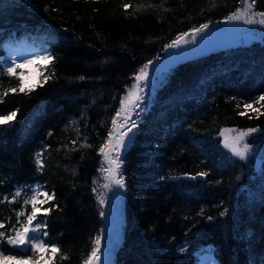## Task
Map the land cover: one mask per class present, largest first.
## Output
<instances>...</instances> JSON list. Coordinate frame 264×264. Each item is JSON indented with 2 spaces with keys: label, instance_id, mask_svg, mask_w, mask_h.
Returning a JSON list of instances; mask_svg holds the SVG:
<instances>
[{
  "label": "trees",
  "instance_id": "obj_1",
  "mask_svg": "<svg viewBox=\"0 0 264 264\" xmlns=\"http://www.w3.org/2000/svg\"><path fill=\"white\" fill-rule=\"evenodd\" d=\"M252 3L0 0V68L11 58L9 48L24 41L55 58L40 63L39 80L27 94L3 95L23 80L18 68L19 79L0 74V117L16 112L0 124V231L7 236L14 227L22 230L26 220H17V213L31 212L24 193L39 184L54 194L38 215L46 226L41 232H47L41 238L59 250L34 255L27 246L5 242L0 252L32 255L35 264H83L104 223L96 187L99 148L139 70L183 33L189 39L193 29L232 13L245 12L256 21V32L264 29L258 22L264 0L249 9ZM152 71L155 88L135 101L142 109L124 120L126 130L133 121L136 127L118 152L125 187L113 264H199L202 249L212 253L214 264H264V41ZM225 128L257 129L245 137V159L224 144ZM17 188L24 191L9 203Z\"/></svg>",
  "mask_w": 264,
  "mask_h": 264
},
{
  "label": "snow or ice",
  "instance_id": "obj_2",
  "mask_svg": "<svg viewBox=\"0 0 264 264\" xmlns=\"http://www.w3.org/2000/svg\"><path fill=\"white\" fill-rule=\"evenodd\" d=\"M254 6V0L253 3L248 6L249 9L253 8ZM123 7L127 9L129 7L128 4H124ZM258 15L261 17V19L258 21L261 25H264V12L258 13ZM228 20H239L241 19V16L233 13L230 16L226 17ZM251 18H246V23L252 24L255 23ZM208 28V24H202L199 28H195L192 30L193 37H195L196 34H199L203 32L205 29ZM188 33H183L181 36L177 37L176 40L172 41L171 44L168 45L169 48L171 47H178L181 43H188L187 40L183 39L184 36H187ZM9 51L12 55L16 56V59L9 58L6 63V68H0V74L7 73L9 77H16L19 79L20 73H17V68H22L23 64H31L34 63L37 60L47 61L48 64H51L52 61L55 59L50 50L41 48L37 52L30 53L26 57H20L14 48L10 47ZM22 60V63H19L18 61ZM152 62L149 61L147 64H145L140 70L139 73L136 75L135 79L137 82L145 80L148 76L147 71H145L149 64ZM47 79V77H45ZM80 79H84V77H80ZM36 87L35 84L28 86L25 88L24 81H19V87L18 88H9L6 89L3 93V95H8L9 92L16 93L19 91L20 93L27 94L28 92H31ZM135 88L136 85H133ZM138 92V89H137ZM132 95L131 93L129 94ZM143 100V97L136 94L134 96V99L131 100L132 103H135V101ZM260 101H264V95L259 97ZM121 109L124 108L125 100L121 99ZM245 108H251L252 106L250 104L244 105ZM120 116V111L118 110L116 112V116L112 120V124H117V119ZM16 117V112L13 111L11 114L6 117L3 120H0V124L7 123L8 121L14 119ZM121 128L124 127L123 124L120 125ZM136 127L135 122L133 121L131 124V127L128 128V130L122 131L119 133L118 138L116 139V142L113 143V133L112 130H109L108 138L105 141L103 145L100 146L99 152L104 156V159L107 161V167L105 168L103 165L101 167V172L107 173L105 179L108 181L103 185L106 189H112L115 188L116 190H119L121 188L125 187V181L123 179V176L120 172L122 161L119 159V156L117 155L115 158H112V153L116 152L118 153L120 150H122L126 144L128 139L130 138V133L132 130ZM257 131V129H248L246 131L239 132L238 136L235 138V141L233 143H226V147L230 148L232 153L241 159H245L247 157L248 152L250 151V146L248 144H243V147H239V143L244 141L245 137L250 135L251 133ZM75 143V141H73ZM35 164L37 166V170L42 171L44 167V162L41 159V154L37 153ZM200 175H206V173H200ZM23 188H17V190L12 193V200L8 201L9 203L15 201L18 197L21 196ZM93 191L95 192L96 189L94 188ZM25 195V205H31V212L25 213L23 211L17 213V220L21 216L25 217L26 223L22 225V230L20 228H13L14 234H9L6 236L5 231H0V244L7 243L8 245H11L13 247H23L27 246L30 251L35 255L36 253H39L41 249L45 250V253H47L49 250L55 254L59 250L55 248L54 246L50 248L49 243H46L41 237L47 236V232H41V229L43 227H46L45 225H42L38 221V215L41 213V207L44 203H47V201H51L54 199V194L49 195L47 191H42L41 186L39 184L35 185V187L30 188L28 192L24 193ZM43 196L45 199H40V197ZM7 200V197L4 198ZM99 204L104 205L107 202V197L105 194L101 193L97 197ZM39 205V206H38ZM45 212H47V209H44ZM100 215L104 216L105 213L103 209L100 211ZM36 221V223H33ZM4 225L0 224V229H3ZM36 233H41L40 236L35 235ZM3 253L0 252V256H2ZM9 259L13 261H24L32 260V255H22L19 257L16 256H10ZM83 264H101V237L97 236L95 240L93 241L91 252L87 255L86 259L83 261Z\"/></svg>",
  "mask_w": 264,
  "mask_h": 264
},
{
  "label": "rangeland",
  "instance_id": "obj_3",
  "mask_svg": "<svg viewBox=\"0 0 264 264\" xmlns=\"http://www.w3.org/2000/svg\"><path fill=\"white\" fill-rule=\"evenodd\" d=\"M236 14L240 15L241 19L228 20L225 18L217 24L209 25L207 29H205L203 32L199 34H196L195 37H193V32H192L189 35L190 38L188 39L191 43V48H192L190 57H195L200 54L207 53L222 47L250 43L254 40L264 41L263 37L260 35L264 33V29H257L256 32L255 30L256 27L254 23L252 24L246 23V18H244L243 16L245 12H236ZM11 47L15 49L16 53L20 57H26L30 53L37 52L39 50L25 41L22 43H17ZM9 54L11 56V59H16V56L12 55L10 51ZM18 62L22 63V60ZM45 62L46 61L37 60L31 64H23L22 68H18L20 70V73L22 74L24 86L33 85L39 80V75H40L39 65L40 63H45ZM7 66L8 65L6 64V67ZM145 71H147L148 73L147 78L139 82H137L135 79L133 85H136V87L134 88L132 85L128 94L124 97L125 100L124 108L123 109L120 108V116L117 118L118 123L114 126V128H112L113 143L116 142V139L118 138L120 132L127 131L124 120L126 121L128 115H132L133 113L131 112L132 109H135L137 112L142 109L140 106L143 103H139V104L133 103V107H131V103H132L131 100L134 99V96L136 94L143 97V99H146V97L149 95V92L152 91L157 84V77L155 76V73L151 70L150 65ZM130 93L132 94L131 96L129 95ZM121 124L124 125L123 128L120 127ZM239 132L241 131L238 129L235 130L233 128H225L222 130L221 138L223 141L225 138H232L235 141V138L238 136ZM130 139H131V135L127 141V144L129 143ZM243 144H245V139L244 141L240 142L238 146L242 148ZM117 155L118 153L115 152L112 153V158H115ZM102 157H103L102 165L106 168L108 166L107 161L104 159L103 155ZM106 175L107 173L101 172L100 177L97 179V186H96L98 190V194L103 193L107 197V202L104 205H101V208L105 213V215L103 216V222H104L103 228L101 230V233L99 234V236L101 237V251L104 248H107V250H112L116 245V243L120 241L121 228L123 225L122 200H123L124 188H121L119 190H116L115 188L112 189L104 188L103 185L108 182L105 179ZM35 235L40 236L39 233H36ZM198 256L200 258L199 264L215 263L208 249L207 250L203 249L199 251ZM7 260H8L7 257H5L4 260L0 256L1 262L5 263L7 262ZM27 261L31 262V260H27ZM20 262L21 261H18V263ZM101 264H113V257L111 256V257H107L104 260H101Z\"/></svg>",
  "mask_w": 264,
  "mask_h": 264
},
{
  "label": "water",
  "instance_id": "obj_4",
  "mask_svg": "<svg viewBox=\"0 0 264 264\" xmlns=\"http://www.w3.org/2000/svg\"><path fill=\"white\" fill-rule=\"evenodd\" d=\"M183 39L187 40L185 37ZM188 43H181L178 47L169 48L168 45L165 47L162 56L158 59H155L150 64V68L152 70H156L159 73L166 72L179 64H182L190 59L191 54V43L187 40ZM234 140L232 138H225L224 143H233ZM113 251H107L103 249L101 252V260L106 259L111 256Z\"/></svg>",
  "mask_w": 264,
  "mask_h": 264
}]
</instances>
